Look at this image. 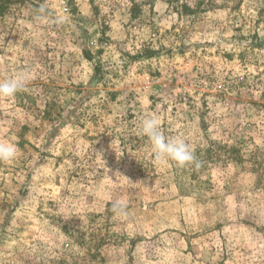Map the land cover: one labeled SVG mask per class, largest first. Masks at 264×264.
<instances>
[{
	"label": "rangeland",
	"instance_id": "obj_1",
	"mask_svg": "<svg viewBox=\"0 0 264 264\" xmlns=\"http://www.w3.org/2000/svg\"><path fill=\"white\" fill-rule=\"evenodd\" d=\"M24 70L0 264H264V0H10L0 80ZM149 114L199 167L155 159Z\"/></svg>",
	"mask_w": 264,
	"mask_h": 264
},
{
	"label": "clouds",
	"instance_id": "obj_2",
	"mask_svg": "<svg viewBox=\"0 0 264 264\" xmlns=\"http://www.w3.org/2000/svg\"><path fill=\"white\" fill-rule=\"evenodd\" d=\"M43 8L38 9L42 13ZM44 17L37 15V20ZM30 72L20 71L7 79L0 80V97L11 98L24 89L28 83ZM141 132L148 137L155 159L158 162L171 160L180 166L195 164L199 167L191 146L179 135L167 136L160 127V120L155 114H149L141 118ZM19 154L18 147L11 142H0V162L13 161ZM113 210L118 215H126V206L119 200L113 203Z\"/></svg>",
	"mask_w": 264,
	"mask_h": 264
},
{
	"label": "trees",
	"instance_id": "obj_3",
	"mask_svg": "<svg viewBox=\"0 0 264 264\" xmlns=\"http://www.w3.org/2000/svg\"><path fill=\"white\" fill-rule=\"evenodd\" d=\"M9 1H10V0H0V9H1V10H2V9H6V8H7V5L9 4ZM199 4H200V3H193V6H195L194 9H198V8H199V7H198ZM230 152H237V150H235V149H231ZM238 158H240V157H238ZM233 162L238 163V162H240V161H239V159H238V160H236V161L233 160ZM196 174H197V171H193V178H195Z\"/></svg>",
	"mask_w": 264,
	"mask_h": 264
}]
</instances>
